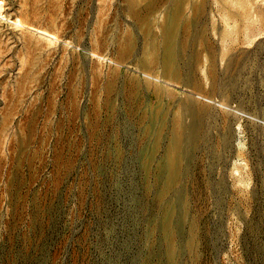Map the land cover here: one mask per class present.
I'll return each instance as SVG.
<instances>
[{
	"label": "rangeland",
	"instance_id": "374dc122",
	"mask_svg": "<svg viewBox=\"0 0 264 264\" xmlns=\"http://www.w3.org/2000/svg\"><path fill=\"white\" fill-rule=\"evenodd\" d=\"M0 264H264V0H0Z\"/></svg>",
	"mask_w": 264,
	"mask_h": 264
},
{
	"label": "bare ground",
	"instance_id": "6f19581e",
	"mask_svg": "<svg viewBox=\"0 0 264 264\" xmlns=\"http://www.w3.org/2000/svg\"><path fill=\"white\" fill-rule=\"evenodd\" d=\"M19 25V24H18ZM41 31V30H40ZM39 31V32H40ZM41 33H45V32H41ZM53 37V36H52ZM45 38V37H44ZM198 116V115H197ZM203 120H200L198 117H194L191 121V123H189V125L187 126V131H188V139H187V146H191L192 142L198 137L199 135V131L200 128L203 125ZM182 150L181 144L178 145L176 147L175 153L179 154V152ZM183 152L181 151L180 154H182Z\"/></svg>",
	"mask_w": 264,
	"mask_h": 264
}]
</instances>
